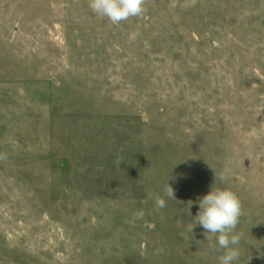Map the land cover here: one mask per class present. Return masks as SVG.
I'll use <instances>...</instances> for the list:
<instances>
[{
	"label": "rangeland",
	"instance_id": "374dc122",
	"mask_svg": "<svg viewBox=\"0 0 264 264\" xmlns=\"http://www.w3.org/2000/svg\"><path fill=\"white\" fill-rule=\"evenodd\" d=\"M145 7L0 0V264H219L191 230L212 185L242 201L234 264H264V0Z\"/></svg>",
	"mask_w": 264,
	"mask_h": 264
},
{
	"label": "clouds",
	"instance_id": "9594fccd",
	"mask_svg": "<svg viewBox=\"0 0 264 264\" xmlns=\"http://www.w3.org/2000/svg\"><path fill=\"white\" fill-rule=\"evenodd\" d=\"M146 2L147 0H89V7L98 16L107 17L113 24H119L130 17L141 16L146 11ZM230 174L231 168L229 164L225 163L219 179L223 182ZM169 198H176V196L173 187L167 183L163 193L154 197L155 206L158 209L165 207L166 199ZM198 206L196 222L191 226V230L197 224L200 225L206 239L216 238V245L213 247L218 246L219 249H223V253L219 257V264H234L241 254L242 233L236 231L240 217L243 215L242 201L239 195L230 187H214L212 185L209 192L198 197ZM144 214L143 210L134 212L131 223L134 224L135 220L142 219ZM260 258L264 259V254H260Z\"/></svg>",
	"mask_w": 264,
	"mask_h": 264
}]
</instances>
